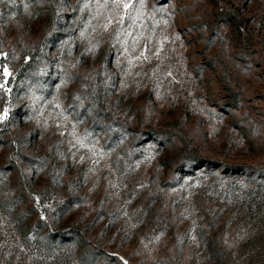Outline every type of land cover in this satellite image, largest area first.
I'll list each match as a JSON object with an SVG mask.
<instances>
[{
  "label": "rangeland",
  "instance_id": "374dc122",
  "mask_svg": "<svg viewBox=\"0 0 264 264\" xmlns=\"http://www.w3.org/2000/svg\"><path fill=\"white\" fill-rule=\"evenodd\" d=\"M131 2L134 24L0 0V264H234L248 241L264 0Z\"/></svg>",
  "mask_w": 264,
  "mask_h": 264
},
{
  "label": "trees",
  "instance_id": "16d2710c",
  "mask_svg": "<svg viewBox=\"0 0 264 264\" xmlns=\"http://www.w3.org/2000/svg\"><path fill=\"white\" fill-rule=\"evenodd\" d=\"M198 159L202 163V165L212 163L210 160H206L203 158ZM248 210L251 211L252 218L254 219V221L250 222L251 228L250 233L248 235V241L244 239L243 242L239 241L238 243V250H236L238 254L234 257V264H239V262L241 264H264V258H259L260 253H258L257 249L253 247L259 239H261L262 242V244L260 245L264 247V204L257 203V205L255 206V204L252 205V203H248ZM259 213H261V215H259ZM63 237L64 235H61V238ZM57 238L58 237H55V239L49 241H56Z\"/></svg>",
  "mask_w": 264,
  "mask_h": 264
},
{
  "label": "snow or ice",
  "instance_id": "6c2138e0",
  "mask_svg": "<svg viewBox=\"0 0 264 264\" xmlns=\"http://www.w3.org/2000/svg\"><path fill=\"white\" fill-rule=\"evenodd\" d=\"M139 2H140V6L143 7L144 0H139ZM107 3H108V0H105V5ZM112 4L117 8L122 7L125 10V15L128 17V19L131 20L133 24L135 23V18L131 16L130 12H127L128 9L133 7L131 0H128V2H125V0H112ZM85 6L87 7V5H85ZM125 15H119L118 17H116L117 23L123 24L124 20H125ZM111 22H112V19L109 18V24ZM109 24H105L104 28L107 29ZM128 35H131V33H128ZM125 51H127V49H125ZM143 55L144 54L142 52L140 54V56H143ZM137 59H140V57H137ZM144 59H147V57H144ZM4 72L6 75L8 74L7 68L4 69ZM0 87H3V85H0ZM7 115H8V111H7V109H5L3 115L0 116V120L5 119L7 117ZM78 143H80L81 147L84 146L82 142L78 141ZM125 264H126V262H125Z\"/></svg>",
  "mask_w": 264,
  "mask_h": 264
}]
</instances>
